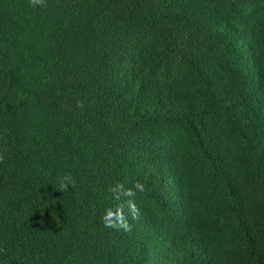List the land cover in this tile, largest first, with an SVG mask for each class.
<instances>
[{"label":"trees","instance_id":"obj_1","mask_svg":"<svg viewBox=\"0 0 264 264\" xmlns=\"http://www.w3.org/2000/svg\"><path fill=\"white\" fill-rule=\"evenodd\" d=\"M0 154V264H264V0H0Z\"/></svg>","mask_w":264,"mask_h":264},{"label":"clouds","instance_id":"obj_2","mask_svg":"<svg viewBox=\"0 0 264 264\" xmlns=\"http://www.w3.org/2000/svg\"><path fill=\"white\" fill-rule=\"evenodd\" d=\"M44 0H30V3L33 5L42 4ZM4 157L0 154V161H3ZM75 181L71 174L63 175L58 181V188L60 191H66L70 185H74ZM133 189L143 191V185L139 182H136L132 188H125V185L122 183L116 184L114 187L110 188L109 191L113 194V198L117 201H121L122 197H134L135 191ZM127 205L132 209V218L138 219L139 209L136 208L132 200L127 201ZM125 203H119L115 211L112 209L106 210V213L103 217V223L105 227L113 229H123L124 231H130L131 225L128 223L127 218L124 215Z\"/></svg>","mask_w":264,"mask_h":264},{"label":"rangeland","instance_id":"obj_3","mask_svg":"<svg viewBox=\"0 0 264 264\" xmlns=\"http://www.w3.org/2000/svg\"><path fill=\"white\" fill-rule=\"evenodd\" d=\"M181 135H184L182 130L180 131V136ZM177 137L176 138V142H175V148H179L181 149L182 152H184V154L188 155L189 156V149H190V145H189V142L186 141L183 137ZM185 136V135H184ZM175 141V140H174ZM186 172H187V168L185 169ZM185 171H182V173H186ZM188 173H190V171H188ZM190 174H193V173H190ZM184 175V174H183ZM188 178L186 179V176L184 175V181H185V185L190 189L192 190L193 189H196V186L197 184L199 185L200 182L198 183L197 182V178L195 177H192L191 175L187 176ZM187 180V182H186ZM195 194V193H194Z\"/></svg>","mask_w":264,"mask_h":264}]
</instances>
